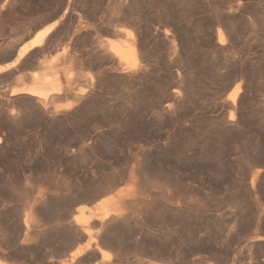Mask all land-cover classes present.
Wrapping results in <instances>:
<instances>
[{"label": "rangeland", "instance_id": "374dc122", "mask_svg": "<svg viewBox=\"0 0 264 264\" xmlns=\"http://www.w3.org/2000/svg\"><path fill=\"white\" fill-rule=\"evenodd\" d=\"M55 18L0 73V260L264 264V0H0V64ZM54 59L58 109L9 94Z\"/></svg>", "mask_w": 264, "mask_h": 264}, {"label": "bare ground", "instance_id": "6f19581e", "mask_svg": "<svg viewBox=\"0 0 264 264\" xmlns=\"http://www.w3.org/2000/svg\"><path fill=\"white\" fill-rule=\"evenodd\" d=\"M67 6V5H66ZM65 14V13H64ZM63 14V15H64ZM60 18H62L60 16ZM60 18L59 19H54L52 23H50L49 25L47 26H43V23H39L37 25H34L33 27H31L32 29L25 33L21 38L20 40H18V42L13 46L11 47L10 51H7L9 52L8 54H4L5 56L3 57L5 60L9 59L10 62L8 63H1L0 64V73L8 70L9 68L11 69V67L15 66L17 63H21V60H23V58L25 57V55H27V53H29V51L31 50H34L36 49L37 47H40L41 45H43L44 41L47 40L50 32L54 29V27H56V25L58 24V22L60 21ZM50 18H48L47 20H49ZM53 19V18H52ZM46 20V21H47ZM45 21V22H46ZM120 32H122L124 35H126L127 37H129L128 39L130 40L131 39V35H132V31L127 29V28H120L119 29ZM222 33L218 32V37H219V40H222ZM14 44V43H13ZM46 44V43H45ZM108 44H109V48H110V51L112 52V55L114 53V55L117 57V60L118 62H123L124 64H131L132 62H135V59H136V56H137V47L135 45V43L133 41H129L128 44L124 45V46H119L117 45L115 42H112L111 41H108ZM42 47V46H41ZM8 49V50H9ZM40 49V48H39ZM42 50H43V47H42ZM38 51V49H37ZM36 52V51H35ZM33 53V52H32ZM38 53V52H37ZM35 54V53H34ZM39 54V53H38ZM37 54V55H38ZM30 55V54H29ZM28 56V55H27ZM34 57V56H33ZM32 57V58H33ZM38 57V56H37ZM35 58V57H34ZM12 59V60H11ZM27 59V57H26ZM29 59V58H28ZM31 59V58H30ZM37 59V58H36ZM33 60V61H36L37 60ZM52 60V59H51ZM55 60V59H54ZM53 62H55L53 64V62H49L50 64H48L45 68L43 65L42 67L40 66V63L38 66H40V68H43L45 70H43V72H33L32 70V73L30 75V77L28 78L29 81H25V75H19L17 77V84L12 86L10 91H9V94L10 95H17V94H27V96L29 95L30 97L34 98L36 101L38 100V102L40 101V103L42 102L44 105L42 106H45L47 105L48 103L52 104V100L54 99V97L56 95H59V94H63L65 93L67 90H68V87L71 85H73L71 82V79L74 75V72L72 69H70L68 67V70H66L64 73H61L59 72V68L57 69L55 64L58 63L57 60H55ZM25 61V60H24ZM32 61V60H31ZM31 61H29L31 63ZM42 61V60H40ZM23 62V61H22ZM26 62V61H25ZM28 62V63H29ZM39 62V61H38ZM45 62V61H44ZM24 63V62H23ZM27 63V62H26ZM33 63V62H32ZM65 63V62H64ZM63 63V64H64ZM18 64V65H19ZM36 64V63H35ZM43 64V62H42ZM37 65V64H36ZM22 66V64H21ZM59 66V65H58ZM57 66V67H58ZM65 66V65H64ZM68 66V65H67ZM60 67V66H59ZM16 68V67H15ZM14 68V69H15ZM62 68V66H61ZM71 68L74 69V66ZM38 69V67H37ZM10 71V70H9ZM35 71V70H34ZM64 71V69H63ZM77 71V70H76ZM80 71V70H79ZM7 72V71H6ZM5 73V72H4ZM13 73V72H12ZM79 73V72H78ZM10 74V72H9ZM77 74V72H76ZM80 74V73H79ZM78 74V75H79ZM81 77V75H80ZM82 78V77H81ZM73 79H77V78H73ZM27 80V79H26ZM76 82V81H75ZM75 85V84H74ZM74 86H72L71 88L73 89ZM77 87V86H76ZM81 87V86H80ZM78 87V90L76 88V92H83L85 89L83 88H80ZM70 88V89H71ZM75 88V87H74ZM239 84L236 83L235 87H233V91H231V94L229 93V99L231 101V104L234 105L235 104V101H236V96H237V93L239 92ZM75 90V89H74ZM73 91V90H72ZM71 91V92H72ZM74 92V91H73ZM67 93V92H66ZM70 93V92H68ZM22 94V95H23ZM78 95V93H76ZM81 94V93H79ZM65 95V94H64ZM71 95V94H70ZM29 97V98H30ZM60 97V96H59ZM62 97V96H61ZM69 97V96H68ZM67 97V98H68ZM73 97V96H72ZM33 99V100H34ZM58 98H57V102H58ZM56 101V100H55ZM60 102V101H59ZM70 104V103H69ZM53 105V104H52ZM57 106V104H55ZM53 105V106H55ZM60 105H63V103ZM59 105V106H60ZM55 106V107H56ZM58 106V107H59ZM64 106V105H63ZM62 107V106H61ZM54 108V107H52ZM57 108V107H56ZM46 109V107H45ZM55 109V108H54ZM58 109V108H57ZM65 109V107H64ZM234 113L232 111H230L229 113V119H233L234 118ZM120 199V196H119V193H117L115 196H114V200L117 202L118 200ZM107 216V213H103L102 216L98 217L99 219H103ZM91 217V216H89ZM97 218V217H95ZM85 216L83 214L82 211H80L79 213H77L75 216H74V220L76 223H80V224H84L85 223ZM89 219V218H88ZM91 219V218H90ZM85 225V224H84ZM83 235L79 236V238H87V242H86V245L89 244V241L91 240V237H90V233L88 231H83ZM83 248L81 249H76L74 251H72L70 253V259H73L74 257L80 255L82 252H83ZM99 253H100V260L102 259H106L108 257V254L105 250H102L100 249L99 250ZM0 264H6L5 262H3L2 260H0Z\"/></svg>", "mask_w": 264, "mask_h": 264}, {"label": "trees", "instance_id": "16d2710c", "mask_svg": "<svg viewBox=\"0 0 264 264\" xmlns=\"http://www.w3.org/2000/svg\"><path fill=\"white\" fill-rule=\"evenodd\" d=\"M202 19L205 21V23H208V24H210V22H209V19H208V18H205V17H203Z\"/></svg>", "mask_w": 264, "mask_h": 264}, {"label": "water", "instance_id": "95a60500", "mask_svg": "<svg viewBox=\"0 0 264 264\" xmlns=\"http://www.w3.org/2000/svg\"><path fill=\"white\" fill-rule=\"evenodd\" d=\"M27 82L29 81V79L26 80Z\"/></svg>", "mask_w": 264, "mask_h": 264}]
</instances>
